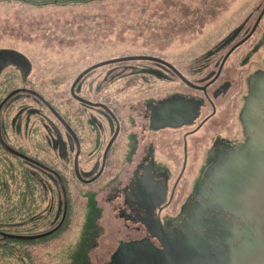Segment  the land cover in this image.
<instances>
[{"label": "flooded vegetation", "instance_id": "af4514ba", "mask_svg": "<svg viewBox=\"0 0 264 264\" xmlns=\"http://www.w3.org/2000/svg\"><path fill=\"white\" fill-rule=\"evenodd\" d=\"M260 1L236 37L189 63L164 52L128 56L151 58L132 64L107 56L72 76L66 65L45 70L37 86L27 55L0 47L9 55L0 58V168L15 186L0 181V264H33L34 245L57 246L83 192L102 209L103 264L125 243L221 247L226 234L242 248L252 223L212 208V196L216 167L247 139L249 80L264 69ZM14 248L24 257L12 260Z\"/></svg>", "mask_w": 264, "mask_h": 264}, {"label": "rangeland", "instance_id": "374dc122", "mask_svg": "<svg viewBox=\"0 0 264 264\" xmlns=\"http://www.w3.org/2000/svg\"><path fill=\"white\" fill-rule=\"evenodd\" d=\"M260 3V0H100L37 6L1 1L0 47L27 55L33 63L32 79L37 86L48 79L45 70L53 76L66 65L72 76L107 56L122 58L164 52L171 60L173 54H178L183 63H189L217 50L226 39L236 37L239 27ZM92 56L93 61H82ZM131 153L124 152V159L128 160ZM7 175L0 168V181L15 191V186L5 178ZM6 187L5 183L0 185V192L6 191ZM42 206L47 209L48 203L43 202ZM72 211L68 230L57 246L37 249L34 245L31 249L33 264H103L94 245L103 218L96 194L83 192L76 198ZM13 252L12 260L24 257L20 250L14 248Z\"/></svg>", "mask_w": 264, "mask_h": 264}, {"label": "water", "instance_id": "95a60500", "mask_svg": "<svg viewBox=\"0 0 264 264\" xmlns=\"http://www.w3.org/2000/svg\"><path fill=\"white\" fill-rule=\"evenodd\" d=\"M5 56L9 55L0 53V58ZM148 59L125 57L109 63ZM242 121L247 139L216 167L212 196V208L217 206L252 223L242 248L233 249V241L225 239L226 234L221 247L185 242L182 238L163 243L161 249L141 242L125 243L110 264H264V69L249 80ZM192 218L193 224L200 227L201 216H188Z\"/></svg>", "mask_w": 264, "mask_h": 264}, {"label": "trees", "instance_id": "16d2710c", "mask_svg": "<svg viewBox=\"0 0 264 264\" xmlns=\"http://www.w3.org/2000/svg\"><path fill=\"white\" fill-rule=\"evenodd\" d=\"M1 1H20L37 6H47V5H73V4H86L91 2H96L100 0H0Z\"/></svg>", "mask_w": 264, "mask_h": 264}]
</instances>
